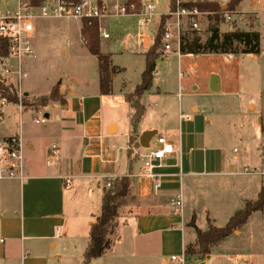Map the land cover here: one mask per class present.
<instances>
[{
    "label": "crops",
    "instance_id": "obj_1",
    "mask_svg": "<svg viewBox=\"0 0 264 264\" xmlns=\"http://www.w3.org/2000/svg\"><path fill=\"white\" fill-rule=\"evenodd\" d=\"M109 1L105 0L108 6ZM207 1H216L225 5L224 9L230 2V0ZM258 1L260 0H254V2ZM243 2L244 0L235 11H232L233 14L256 13L258 18V12L243 10ZM119 3L124 2L117 0L115 5ZM115 5L113 8L109 6L110 10H113ZM158 10L153 23L142 30L138 27V18L135 15H132L137 18L133 29L121 26L116 32L110 31L101 21L113 15L99 19L101 51L110 54L113 64L119 68L113 76V92L109 95L100 93L98 59L89 52L87 47L86 52H83L84 55L89 53L95 60L92 61L91 68L87 70L86 77L78 79V92L66 90L62 80L59 83L49 81L48 91L41 93L33 83L35 67L38 65L32 60L38 55L23 60V69L27 76L18 83L23 94L29 97L48 94L54 86L58 85L63 100L51 101L47 106L39 109L33 108L38 111L47 109L43 115L48 118V121L45 123L46 126H42L41 135L26 129L23 121L19 131L0 136L18 134L22 141L24 156L23 176L0 180V264L46 263L48 249L57 248L59 241L62 245H70L79 239L89 240L91 225L101 211L106 179L124 175L131 178V194L125 199L120 209L117 241L123 238L119 231L122 221L123 225L131 224L136 232L144 237H159L161 247H164L170 235H175L177 243L185 252L186 246L195 243L196 240L193 228L188 225L194 214L196 224L202 230L208 229V218L214 225L216 223L217 219L213 211L205 204L206 196L208 197L215 190L230 189L232 182L237 181L238 176L247 175L245 173L250 172L246 170L237 172L236 163L228 159L221 149L220 144L225 137L228 120L232 115L231 108L209 107L204 104L202 97L215 99L217 95L224 93L228 97L243 98L240 90L244 88L246 81L244 66L240 65L234 80H227L221 69L217 68L216 63L207 62L217 55H223L229 59L234 55L241 57L253 55L259 60L261 52L259 54H183L179 51L180 45L174 42L172 50L174 52H166L160 58L163 59L168 54L177 56L178 90L174 93L166 88L160 89L158 86L156 89L154 78L159 58L153 73L152 87L139 98L144 107V113L137 124L136 133L133 134L131 119L135 109L126 95L133 93L141 83L146 66V52L154 44L162 14L169 12L168 10L161 13ZM157 17L158 24L154 28ZM48 19L59 18L45 20ZM75 20L80 21L78 32L84 42L81 34L82 20ZM206 20L208 23L204 27L205 31L210 23L208 17ZM236 25L246 31L257 30L255 22L251 27L244 26L241 21H237ZM201 26L202 23L199 29ZM221 26V33L233 30L230 28L228 31H222ZM101 31L108 32L110 38H104ZM38 32L40 29L37 25L33 38ZM109 39H115L123 50L130 51L129 53L135 57L139 72L136 82L130 83L121 75L123 69L114 61L117 50L108 45L107 41L105 43V40ZM33 47L36 49L35 45ZM12 64L16 65V61L12 60ZM191 67L194 72L196 69L203 72L204 77L197 84L202 91H195L198 87H194V91L184 92V95L180 92L186 84L184 70ZM212 75L219 76V81L215 85L220 87L219 91L211 89ZM108 107H113L115 110L113 112L110 110L103 116L105 108ZM248 107L256 110V105L253 103L248 104ZM23 111L24 107L22 114L20 113L21 118ZM257 119L259 122L263 121L262 117L257 116ZM147 131H151L152 136L143 140L145 144L143 146L141 138ZM132 135L136 153L128 150ZM158 136H165L170 140L174 144L175 151L168 156L164 167L156 169V172L162 176L163 185L160 192L154 194L152 180L143 174V155L156 146ZM117 137H120V144L112 145L111 148L110 141H114ZM90 139L95 140L93 143L98 144V147H92ZM52 144L59 146L55 155L50 154ZM38 147L40 150L36 152ZM38 154H40L39 158L36 157ZM263 168L262 175H264ZM67 176L72 177L69 188L64 181ZM263 182L264 178L257 184L255 192L253 189L252 194L256 197L252 199L246 197L245 188L240 186L235 208L242 209L248 200H256ZM178 194H181L183 199L181 211H176L171 205V199ZM239 209H233L234 213ZM233 211L231 215H228L227 222L234 214H232ZM114 236L115 234L111 238ZM187 238H189L188 241ZM219 245L212 249L209 259L206 257L204 260H195L194 264L202 261H205V264H213L217 258L223 257L222 251H216ZM232 258L236 256L232 255ZM158 259H155L156 264H167L164 258ZM256 259L258 264H264V258L254 254L250 256L253 264H255L253 260Z\"/></svg>",
    "mask_w": 264,
    "mask_h": 264
},
{
    "label": "rangeland",
    "instance_id": "obj_2",
    "mask_svg": "<svg viewBox=\"0 0 264 264\" xmlns=\"http://www.w3.org/2000/svg\"><path fill=\"white\" fill-rule=\"evenodd\" d=\"M121 1L127 2L128 0ZM187 1L183 0V3ZM116 2L117 0H110L109 6L113 8ZM155 2L160 8L158 10L159 12H168L170 0H155ZM3 4L4 1L0 0V5ZM138 5H140V0H138ZM242 7L246 11L258 12V18L256 17V13L233 14V20L235 21L221 23V30L228 31L230 28L233 29L232 23L237 21L243 22V25L247 27H251L255 22V28L261 33V53L259 60L255 59L253 55H245L244 57L234 55L230 59L223 55H217L207 63H216L217 68L221 69V72L226 76L227 80H234L237 77V70L242 64L246 77L244 88L240 90L243 98L237 96L236 98L233 96L228 97L224 93H220L215 99L213 97H202L204 104L209 105V107L224 106L231 108L232 115L230 120H228L225 137H223V141L220 144L221 149L228 159L236 163L237 172H244L245 167L250 171L245 173L247 175L238 176L237 181L232 182L230 189L222 188L221 190H215L204 199L205 204L209 206V209L213 211L214 217L217 219L215 225L219 227L226 225L227 217L231 215L233 209H239L235 208L236 198L240 191L239 187L245 188L244 192L247 193L246 197L251 199L255 198L256 196L252 194L253 189L255 192L257 190V184L264 178V175L261 173L264 167V0L258 2L244 0ZM169 12H171V9ZM169 12L162 14V16L168 15L169 18L167 21L169 22L177 21L175 17H171ZM206 18L207 16L204 15L201 19V29H198L204 40L208 35L204 30L205 25L208 23ZM136 20L137 18L132 15H122L121 17L113 15L101 19L104 26H108L109 30L114 32L118 31L121 26L133 29L136 25ZM187 20V18H182L181 20V34L189 29L186 26ZM157 24L158 17L155 21L154 28ZM37 25L39 26L40 32L32 38V44L33 46L35 45L36 54L38 55L36 59L32 60V62L34 61L38 65L35 67L36 72L33 76V83L36 85L37 90L41 93H46L49 88V81L59 83L63 80L66 90L78 92V79L86 77L87 70L91 68V63L95 60L89 53L87 55L83 53L86 52L87 46H85L78 32L80 21L67 18L38 19L35 21V26ZM239 28L241 27L239 26ZM106 41L108 45L117 50V57L114 61L118 65H121L123 69L121 75L130 83L136 82L139 77V72L137 71L135 57L132 56V53H129L130 51L123 50L120 43L115 39L105 40V43ZM121 51L124 52L120 53ZM178 62L177 56L173 54H168L167 57L158 60L157 73L154 78L156 89L158 86L160 89L166 88L174 93L178 90ZM184 73L186 84L184 89H180L182 94L184 92L194 91V87H198L197 84L204 77L203 72L199 69H196L194 72L192 67L184 70ZM216 74L220 76L219 73ZM15 88L18 90L19 95L22 96L23 92L21 87L17 85ZM195 91L199 92L202 89L198 87ZM250 103L256 105V110H251L248 107ZM33 108L39 109L41 107L24 108L21 118L22 109L20 106L5 102L3 108L4 116L0 120V136L11 134L17 130L19 131L23 121L26 129L41 135L42 126H46V124L36 123L34 119L35 117L40 118L43 116L44 111L47 109L43 108L42 111H38ZM110 110L113 112L115 109L113 107L105 108L103 116L107 112H110ZM257 116L262 117L263 121L259 122ZM119 138L117 137L114 141H110L111 148L112 145L120 144ZM96 140L99 141V139ZM93 141L95 140L90 139V145L92 147H98V144H94ZM131 148L133 149V153H136L135 143L128 149L131 150ZM39 150L38 147L36 152H39ZM36 157L39 158L40 154ZM203 223L205 224V220ZM240 230H235L216 248V251H222L224 255L219 259L217 258L213 264H235L237 260H250L252 254L264 258V212H254L242 228L241 234ZM119 231L123 236L122 240L117 241V229L110 247L106 249L102 256L93 259L89 264H156L155 259L157 258H164L167 264H183L181 262H174L171 259L173 254L181 256L184 254L183 247L177 243L175 235H170L164 247H161L159 237H144L136 232L135 227L131 224L130 226L128 224L123 225L121 221ZM188 240L189 238H187ZM88 241L79 239L70 245H62V242L59 241L57 248L48 249L46 263L86 264L84 262V251ZM232 255L236 256V258H232ZM254 261L255 264H258L257 259ZM46 263L43 262L42 264ZM194 263L195 261H190L187 257V261L184 264Z\"/></svg>",
    "mask_w": 264,
    "mask_h": 264
},
{
    "label": "trees",
    "instance_id": "obj_3",
    "mask_svg": "<svg viewBox=\"0 0 264 264\" xmlns=\"http://www.w3.org/2000/svg\"><path fill=\"white\" fill-rule=\"evenodd\" d=\"M242 0H230L226 8L216 2L207 0H188L183 5L190 8H198L209 12V26L207 37L202 39L198 29L189 28L181 34L179 51L183 54H204V53H252L261 52V36L257 30H243L233 22V30L221 33L220 23L224 21V11H235ZM128 3H137L138 0H128ZM175 3L171 4V11L174 10ZM169 16H161V23L156 34L154 44L146 52V66L142 74V81L133 93L127 94V100L135 109L131 119L133 134L136 133L137 124L143 116L144 107L139 98L152 87L153 73L156 68L157 60L164 54L163 32L164 26ZM81 34L89 52L95 55L99 65L100 93L109 95L113 92V76L119 70L113 64L110 54L101 51L100 44V25L98 18L82 19ZM8 56V44L5 39L0 38V58ZM0 98L6 99L10 103L17 104L20 99L24 108L45 107L51 101H62L59 86L53 87L50 93L29 97L20 95L13 83H7L0 79ZM129 146L134 142L133 135L130 138ZM129 150V149H128ZM131 153L132 149L129 150ZM107 182V179H106ZM131 194V178L128 175L115 177L111 185L104 187L102 206L100 213L95 217L89 232V241L84 251V262L89 264L93 259L102 256L106 249L110 247L111 236L116 233L120 209L125 199ZM264 210V182L261 186L258 198L248 200L244 208L236 211L224 226H216L208 218V229L202 230L196 224V215L191 217L188 225L193 228L196 240L195 243L188 244L185 254L190 261L204 260L211 254L212 249L219 245L223 240L230 236L235 230L241 229L249 220L250 216L256 211Z\"/></svg>",
    "mask_w": 264,
    "mask_h": 264
},
{
    "label": "built area",
    "instance_id": "obj_4",
    "mask_svg": "<svg viewBox=\"0 0 264 264\" xmlns=\"http://www.w3.org/2000/svg\"><path fill=\"white\" fill-rule=\"evenodd\" d=\"M0 5V38L5 39L8 44V56L0 58V79L15 86L27 76L23 69V60L36 56L32 44L33 33L35 32V21L47 18H102L110 15H135L138 18L140 30L147 28L153 23L157 14L158 6L155 0H140V5L135 3H119L110 10L105 0H3ZM175 3V9L169 12L171 17L177 21H167L163 32L164 53L173 50L174 42L180 45L182 18H187L186 26L191 29H199L201 19L204 15L209 16V12L190 8L183 5V0H171ZM224 18L226 21L233 20V12L225 10ZM104 38H110L108 32H102ZM16 61V65L12 64ZM21 98V96H20ZM6 99L0 98V120L3 118V108ZM23 109L22 100L17 103ZM36 123H46L48 118L43 115L35 117ZM129 146L128 148H130ZM59 146L52 144L50 154H57ZM132 149V148H131ZM133 150V149H132ZM174 144L165 136L157 137V144L150 148L143 155V174L152 180V191L158 194L162 188L163 180L161 174L156 169L164 167L168 156L174 153ZM249 171L248 168L245 169ZM24 172V156L22 141L18 134L0 137V180L21 178ZM114 178H107L106 186H110ZM67 188L71 186L72 177L64 178ZM171 205L176 211H181L183 199L181 194L171 199ZM174 262L186 263L187 255H172ZM235 264H253L251 260H237Z\"/></svg>",
    "mask_w": 264,
    "mask_h": 264
},
{
    "label": "water",
    "instance_id": "obj_5",
    "mask_svg": "<svg viewBox=\"0 0 264 264\" xmlns=\"http://www.w3.org/2000/svg\"><path fill=\"white\" fill-rule=\"evenodd\" d=\"M219 81V76L218 75H212L211 77V89L213 91H219L220 87L219 86H215L217 85V82ZM150 136H152V132L151 131H147L144 136L141 138V144L143 146H145V144L143 143V140L148 139ZM207 258H210V255H207ZM199 264H205V261L200 262Z\"/></svg>",
    "mask_w": 264,
    "mask_h": 264
}]
</instances>
